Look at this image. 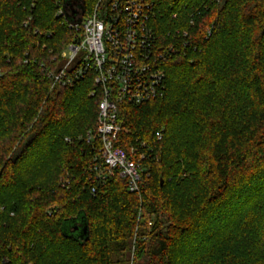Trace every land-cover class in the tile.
<instances>
[{
  "label": "trees",
  "instance_id": "1",
  "mask_svg": "<svg viewBox=\"0 0 264 264\" xmlns=\"http://www.w3.org/2000/svg\"><path fill=\"white\" fill-rule=\"evenodd\" d=\"M152 1L158 49L187 43L161 96L119 108L131 193L88 170L89 77L50 87L73 39L56 0H0V264H264V0Z\"/></svg>",
  "mask_w": 264,
  "mask_h": 264
},
{
  "label": "built area",
  "instance_id": "2",
  "mask_svg": "<svg viewBox=\"0 0 264 264\" xmlns=\"http://www.w3.org/2000/svg\"><path fill=\"white\" fill-rule=\"evenodd\" d=\"M56 2L55 17L73 31V39L60 54L61 66L46 72L50 87H72L89 77L92 88L88 95L97 98L98 108L94 129L84 135L94 155L88 170L100 183L117 175L125 180L129 192L139 193L144 156H134L133 148L126 152L117 145L119 108L144 104L163 94V64L177 53L178 45H186L185 33L180 41L158 49L152 0H83L84 12L77 24L67 21L62 0ZM155 136L160 139L161 133Z\"/></svg>",
  "mask_w": 264,
  "mask_h": 264
},
{
  "label": "water",
  "instance_id": "3",
  "mask_svg": "<svg viewBox=\"0 0 264 264\" xmlns=\"http://www.w3.org/2000/svg\"><path fill=\"white\" fill-rule=\"evenodd\" d=\"M62 10L69 23L77 24L80 22L84 12V2L83 0H62ZM69 222L72 224V230L69 234L80 239L86 238L88 228L81 217L69 220ZM68 231L69 230H67V232Z\"/></svg>",
  "mask_w": 264,
  "mask_h": 264
},
{
  "label": "rangeland",
  "instance_id": "4",
  "mask_svg": "<svg viewBox=\"0 0 264 264\" xmlns=\"http://www.w3.org/2000/svg\"><path fill=\"white\" fill-rule=\"evenodd\" d=\"M87 2H90L91 0H86Z\"/></svg>",
  "mask_w": 264,
  "mask_h": 264
}]
</instances>
